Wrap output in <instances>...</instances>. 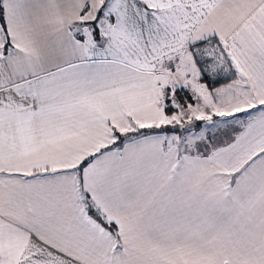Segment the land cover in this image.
Returning <instances> with one entry per match:
<instances>
[{
  "label": "snow or ice",
  "instance_id": "1",
  "mask_svg": "<svg viewBox=\"0 0 264 264\" xmlns=\"http://www.w3.org/2000/svg\"><path fill=\"white\" fill-rule=\"evenodd\" d=\"M0 264H264V0H0Z\"/></svg>",
  "mask_w": 264,
  "mask_h": 264
}]
</instances>
